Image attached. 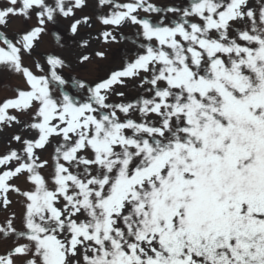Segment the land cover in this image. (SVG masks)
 I'll return each mask as SVG.
<instances>
[{"label":"snow or ice","instance_id":"1","mask_svg":"<svg viewBox=\"0 0 264 264\" xmlns=\"http://www.w3.org/2000/svg\"><path fill=\"white\" fill-rule=\"evenodd\" d=\"M86 6L0 0V264H264V0H96L91 81L34 57Z\"/></svg>","mask_w":264,"mask_h":264},{"label":"rangeland","instance_id":"2","mask_svg":"<svg viewBox=\"0 0 264 264\" xmlns=\"http://www.w3.org/2000/svg\"><path fill=\"white\" fill-rule=\"evenodd\" d=\"M100 11L96 7V0H87V6L83 8L82 10H79L76 12L75 18H81L83 16H89L91 17V27L88 25H81L79 27L78 32L73 35L69 31V25L71 23L70 19H59L58 22L55 24H49L48 28L49 31L52 29H56V35H59L60 30H66L71 37L74 39L68 44H61L59 43L55 38L53 34H50L48 31H46L45 34L42 35L40 38L35 50H34V57L36 59H42V57L45 54H56L61 56L66 60V62L71 66L70 68H76L78 69L82 64L78 63V58L83 54H88L91 56V59L89 61H92L93 59H96L97 57L94 56L95 51L103 50L105 44L102 41V39H98V35L100 31L103 30L104 26H102L99 21L96 19L97 12ZM106 11V9H105ZM24 27V22L22 18L15 17L10 20L7 31L9 34L12 32L18 31ZM119 32L123 33L124 36L127 37V39H122L121 36L118 33H114L117 35L118 42L115 44H125V52L130 51L133 49V41L135 40V36L133 35L134 29L130 25H125L123 28L119 30ZM65 40V39H64ZM83 40H89V45L86 48L81 47V42ZM53 50L52 53L50 51ZM31 58H26L25 62L30 63ZM88 62V61H87ZM87 62L83 64H88ZM88 70L93 69V66L91 64L86 66ZM120 67V64L116 65H110V69ZM92 68V69H91ZM84 74V73H82ZM16 78V79H15ZM13 82H19V77H13ZM15 80V81H14ZM129 92H134L133 89L129 90ZM9 94L7 92V89H0V96ZM12 129H5L3 131H0V144L1 146H5L4 144H7V141L12 133ZM13 147H16V145H13Z\"/></svg>","mask_w":264,"mask_h":264}]
</instances>
